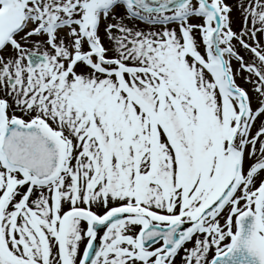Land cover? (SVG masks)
<instances>
[{
	"label": "snow or ice",
	"instance_id": "snow-or-ice-1",
	"mask_svg": "<svg viewBox=\"0 0 264 264\" xmlns=\"http://www.w3.org/2000/svg\"><path fill=\"white\" fill-rule=\"evenodd\" d=\"M0 264H264V0H0Z\"/></svg>",
	"mask_w": 264,
	"mask_h": 264
}]
</instances>
